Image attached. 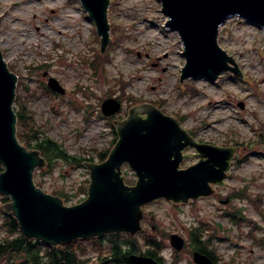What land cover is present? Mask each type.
<instances>
[{
    "label": "rangeland",
    "instance_id": "rangeland-1",
    "mask_svg": "<svg viewBox=\"0 0 264 264\" xmlns=\"http://www.w3.org/2000/svg\"><path fill=\"white\" fill-rule=\"evenodd\" d=\"M166 19L159 0H110V41L101 52L95 24L78 0H0V50L17 75L13 108L22 106L28 124L33 122L68 154L91 159L77 165L51 158L45 170H35L34 182L66 205L82 201L89 183L86 164L100 162L117 138L113 123L101 112L102 101L120 102L118 119L132 106L152 104L178 119L193 141L235 151L216 194L184 203L160 198L144 205L143 229L130 235L138 238L137 247L150 249L144 240L152 235L161 242L155 253L166 264H195L189 241L197 228L217 264H264V145L257 139L260 132L264 137V31L243 18L226 20L218 43L241 77L225 71L215 81L202 75L180 81L182 44L176 31L164 26ZM49 77L58 80L63 94L49 90ZM21 131L18 125L17 134ZM193 152L187 147L182 155ZM191 155L180 167L197 162ZM121 174L126 185L134 184L127 163ZM2 197L0 206L8 201ZM5 214L0 210V240L16 235ZM170 234L184 240L177 257ZM119 235L124 239L128 233ZM107 236L75 241L84 251H78L79 259L95 264L98 251L109 250ZM25 261L21 252L5 254L0 264Z\"/></svg>",
    "mask_w": 264,
    "mask_h": 264
},
{
    "label": "water",
    "instance_id": "water-1",
    "mask_svg": "<svg viewBox=\"0 0 264 264\" xmlns=\"http://www.w3.org/2000/svg\"><path fill=\"white\" fill-rule=\"evenodd\" d=\"M78 1L95 24L99 49L104 52L110 41V0ZM159 1L161 12L167 17L164 26L175 30L182 44L184 63L179 71L180 81L200 75L215 81L225 71L241 77L233 58L218 43V34L226 20L234 17L264 31V0ZM16 83L17 75L9 69L0 50V194L9 198L0 210L15 219L25 240L64 247L72 241L112 233L134 236L143 229L142 207L147 203L160 198L184 203L212 195L213 185L222 186L235 149L197 143L178 119L152 104L142 103L129 108L126 118L113 120L117 135L114 146L103 161L86 164L89 171L86 197L66 205L59 196L43 191L34 182L35 170H45L47 162L38 149L27 148L18 140L13 108ZM47 86L55 93L65 92L55 78L49 77ZM120 108L115 98L101 103V112L107 117ZM144 113L147 116L142 118L140 115ZM263 138L260 132L257 139L264 145ZM185 147H193L205 159L179 168L181 160L191 155L181 154ZM125 163L136 176L133 185L123 181L121 167ZM169 242L178 251L184 246V240L177 234H170ZM129 260L133 264H160L139 254L130 255ZM192 260L195 264H213L198 251L192 252Z\"/></svg>",
    "mask_w": 264,
    "mask_h": 264
},
{
    "label": "trees",
    "instance_id": "trees-1",
    "mask_svg": "<svg viewBox=\"0 0 264 264\" xmlns=\"http://www.w3.org/2000/svg\"><path fill=\"white\" fill-rule=\"evenodd\" d=\"M19 110L20 111L15 109V112L17 115V126L20 125L22 131L20 132V135H17L21 137L27 147L38 149L41 155L48 161V165H50L49 161L51 158H60L69 163H74L77 165H80L84 160L91 161V159L74 157L68 154L61 144L46 136L44 131H42L39 127L34 128L33 122L28 124L27 120L30 118L22 109V106ZM105 158L106 153L101 155L99 161H102ZM1 170L2 166L0 164V171ZM2 199L9 200L7 196L2 197ZM5 216L9 220V231L11 233H15L16 235L10 239L4 238L0 240V259L5 254H18L23 252L26 256V261L23 262V264H59L61 261H63L65 264H88L87 260L79 259L78 251L80 253H83L84 251L81 248L78 250L74 246L75 241L70 242L64 247H50L38 240H25L18 228L15 219L8 214H5ZM233 219H235L234 216ZM106 240L109 244V250L105 253L102 251V249H100L98 251L95 264H133L129 260V256L141 252H143V255L151 257L160 264H166L162 256L155 253L159 246H161V242L156 240V238L152 235H147L144 240L145 245L149 246L150 249H145L142 251L137 247L139 244L138 238L131 237L129 234L124 239L120 237L119 234H108ZM189 244L192 248V252L198 251L203 253L212 260L213 264H217V258L213 256V254L205 246L202 231L198 230L197 228L196 230H192L190 232ZM173 252L175 253L174 257L179 256L178 250H174Z\"/></svg>",
    "mask_w": 264,
    "mask_h": 264
},
{
    "label": "flooded vegetation",
    "instance_id": "flooded-vegetation-1",
    "mask_svg": "<svg viewBox=\"0 0 264 264\" xmlns=\"http://www.w3.org/2000/svg\"><path fill=\"white\" fill-rule=\"evenodd\" d=\"M49 90H50V89H49ZM120 109H121V108H120ZM138 111H139V110H138ZM140 112H141V111H140ZM116 113H117V112H116ZM127 113H128V110H127V112H126V116H127ZM126 116H125V117H122V118H120V119H118L117 114H113V115H111V116H108V117H109L108 119L113 123V120H117V119H118V120H121V119L126 118ZM140 116H141L142 118H145L147 115H146V113H144V114H141ZM190 134H191V135H190L191 137H194V135H193L191 132H190ZM201 141H202V140H198V143H209V142H204V141L201 142ZM210 144H211V143H210ZM185 148H187V147H185ZM185 148H184V149H185ZM188 148H192V149L194 150L193 153H194V155L197 157V162H198L200 159H205V158H200V157L198 156L199 153H198L193 147H188ZM184 149H183V150H184ZM183 150H182V151H183ZM182 151H181V154H182ZM181 161H182V160H181ZM197 162H195V163H197ZM195 163H193V164H195ZM193 164H190V165H193ZM190 165H188V166H190ZM188 166H186V167H188ZM186 167H183V168H186ZM179 168L183 169L182 167H180V165H179ZM216 187H217V185H213V186H212V188H213L215 194H216V191H215V188H216ZM214 193H213V194H214ZM213 194H212V195H213ZM227 199H228V198H227ZM228 200H229V199H228ZM227 202H228V201H227ZM142 208H143V207H142ZM104 236H105V235H104ZM98 238L101 239V237H98ZM102 238H103V236H102Z\"/></svg>",
    "mask_w": 264,
    "mask_h": 264
},
{
    "label": "bare ground",
    "instance_id": "bare-ground-1",
    "mask_svg": "<svg viewBox=\"0 0 264 264\" xmlns=\"http://www.w3.org/2000/svg\"><path fill=\"white\" fill-rule=\"evenodd\" d=\"M147 115V114H146ZM46 160V159H45ZM173 160V157L172 156H170V161H172ZM46 162H47V165H48V161L46 160ZM46 165V166H47ZM40 169V168H39Z\"/></svg>",
    "mask_w": 264,
    "mask_h": 264
}]
</instances>
